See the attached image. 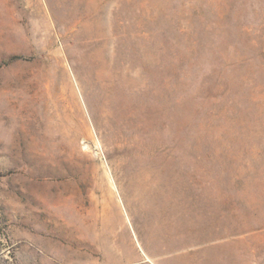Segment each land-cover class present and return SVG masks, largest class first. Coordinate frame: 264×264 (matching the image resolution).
<instances>
[{"label":"rangeland","instance_id":"rangeland-1","mask_svg":"<svg viewBox=\"0 0 264 264\" xmlns=\"http://www.w3.org/2000/svg\"><path fill=\"white\" fill-rule=\"evenodd\" d=\"M2 110L0 264H264V0H0Z\"/></svg>","mask_w":264,"mask_h":264},{"label":"crops","instance_id":"crops-1","mask_svg":"<svg viewBox=\"0 0 264 264\" xmlns=\"http://www.w3.org/2000/svg\"><path fill=\"white\" fill-rule=\"evenodd\" d=\"M193 257V264H258L256 254H243L236 249L234 251L218 250L214 252L210 249L198 248L197 252L193 253ZM189 264H191V259Z\"/></svg>","mask_w":264,"mask_h":264},{"label":"bare ground","instance_id":"bare-ground-1","mask_svg":"<svg viewBox=\"0 0 264 264\" xmlns=\"http://www.w3.org/2000/svg\"><path fill=\"white\" fill-rule=\"evenodd\" d=\"M18 117L19 116L17 114H13V113H10V112H6L5 110H2L0 112V125H1V127L4 126L5 128H8V129L14 128L16 123H17V118ZM8 148L12 149V147H10V146H8L5 149H8ZM10 154H13V153L10 152Z\"/></svg>","mask_w":264,"mask_h":264}]
</instances>
